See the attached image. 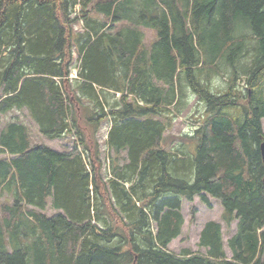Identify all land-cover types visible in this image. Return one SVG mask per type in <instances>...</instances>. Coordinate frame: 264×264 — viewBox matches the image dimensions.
<instances>
[{"label":"trees","instance_id":"16d2710c","mask_svg":"<svg viewBox=\"0 0 264 264\" xmlns=\"http://www.w3.org/2000/svg\"><path fill=\"white\" fill-rule=\"evenodd\" d=\"M191 99L195 144L162 147ZM13 111L73 141L0 128V264H264V0H0V120ZM195 197L237 221L231 258L215 221L204 252L168 251Z\"/></svg>","mask_w":264,"mask_h":264},{"label":"rangeland","instance_id":"374dc122","mask_svg":"<svg viewBox=\"0 0 264 264\" xmlns=\"http://www.w3.org/2000/svg\"><path fill=\"white\" fill-rule=\"evenodd\" d=\"M83 29L81 22H77L74 24L73 30L75 32H81ZM144 33V43L145 46H149L155 40V34L147 29H143ZM72 64L77 68L79 64V60L77 55L73 53ZM76 78V70H72L69 79ZM219 80L216 84H219ZM203 110V106L200 104H195V100H192L189 105L185 108V110L180 114L179 117L174 119L172 122L171 128L165 133L164 139L162 141V147L168 150H174L175 148H180V146L187 145V147H191L195 144L194 138H189L193 131L194 124L190 121L193 119L192 117L196 116V111L201 112ZM12 119H19L23 122L31 135V140L34 144H46L48 147L53 148L57 151L62 152H70L72 146V138L66 137L62 140L57 141H48L44 137H41L36 129V127L30 122V120L26 117V112L20 114L18 111H13L6 116H3L0 120V128H2L7 122H12ZM109 124L106 123L102 126L99 140L100 143L104 140L106 131ZM262 127L264 133V119L262 120ZM182 148V147H181ZM186 151L184 148H182ZM102 159H105V150L102 151ZM107 164V163H106ZM208 202L210 207H207L203 203H201L198 197H195L193 201L187 202L186 200H182L180 211L183 216V225L181 228V234L176 239L172 240L168 245L167 249L169 252L179 255L182 250L186 249L192 253L195 252H204V249H199L197 244L199 241V234L204 227V225L209 221L220 222L221 230L223 234V243L224 250L226 256L231 258V252L227 246V241L235 234L236 232V222L234 221L230 228L227 230L225 225L222 224L220 215H221V207L218 202L213 199L208 198ZM193 208V214L190 209ZM46 215L51 216L54 212L50 209V205L48 204L47 210L45 211ZM262 261H264V252L261 257Z\"/></svg>","mask_w":264,"mask_h":264},{"label":"water","instance_id":"95a60500","mask_svg":"<svg viewBox=\"0 0 264 264\" xmlns=\"http://www.w3.org/2000/svg\"><path fill=\"white\" fill-rule=\"evenodd\" d=\"M259 148H260L261 160L264 164V143H262ZM262 182H263V186H264V178H263Z\"/></svg>","mask_w":264,"mask_h":264}]
</instances>
